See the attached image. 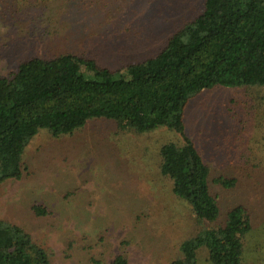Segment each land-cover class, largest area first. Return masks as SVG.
Returning a JSON list of instances; mask_svg holds the SVG:
<instances>
[{"label":"rangeland","instance_id":"obj_1","mask_svg":"<svg viewBox=\"0 0 264 264\" xmlns=\"http://www.w3.org/2000/svg\"><path fill=\"white\" fill-rule=\"evenodd\" d=\"M203 1L0 0V76L24 60L61 55L122 74L156 54ZM184 123L209 169L216 220L197 221L160 172L159 148L181 144L179 134L137 133L106 118L57 136L39 130L25 146L21 178L0 185V219L28 232L50 264H110L118 255L126 264H169L183 240L243 205L250 230L242 264H264V87L203 90L188 102ZM196 258L211 264L204 246Z\"/></svg>","mask_w":264,"mask_h":264},{"label":"trees","instance_id":"obj_2","mask_svg":"<svg viewBox=\"0 0 264 264\" xmlns=\"http://www.w3.org/2000/svg\"><path fill=\"white\" fill-rule=\"evenodd\" d=\"M123 69L61 55L24 60L0 76V185L21 178L25 146L41 129L67 134L91 118L137 133L166 127L183 142L161 145V174L197 221L216 220L209 169L185 133L184 111L196 94L217 85L264 87V0H204L156 54ZM215 182L233 186L235 179ZM249 220L245 206L233 207L222 225L183 240L169 264H196L203 246L211 264H242ZM0 264H50V258L22 227L0 219ZM110 264H126V258L118 255Z\"/></svg>","mask_w":264,"mask_h":264}]
</instances>
